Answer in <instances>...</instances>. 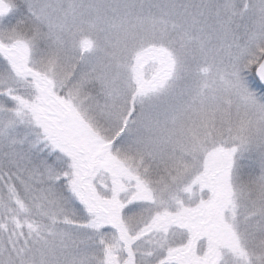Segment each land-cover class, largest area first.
<instances>
[{"label": "snow or ice", "instance_id": "1", "mask_svg": "<svg viewBox=\"0 0 264 264\" xmlns=\"http://www.w3.org/2000/svg\"><path fill=\"white\" fill-rule=\"evenodd\" d=\"M0 264H264V0H0Z\"/></svg>", "mask_w": 264, "mask_h": 264}]
</instances>
